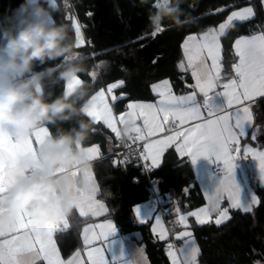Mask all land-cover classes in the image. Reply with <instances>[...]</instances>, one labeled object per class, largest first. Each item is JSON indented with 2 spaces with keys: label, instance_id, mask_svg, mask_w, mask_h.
Masks as SVG:
<instances>
[{
  "label": "snow or ice",
  "instance_id": "6c2138e0",
  "mask_svg": "<svg viewBox=\"0 0 264 264\" xmlns=\"http://www.w3.org/2000/svg\"><path fill=\"white\" fill-rule=\"evenodd\" d=\"M64 4L67 7L68 0ZM162 5L169 6L170 0H154L153 7ZM226 11L227 8L216 10L217 13ZM254 15L252 7L231 11L217 27L200 35H190L185 40V60L178 67L184 72L190 70L195 81L189 86L192 91L187 94L177 96L171 83L163 80L151 87L157 97L154 103H129L126 111L116 115L114 105L124 98L122 94H115V90L123 86V81H119L106 88L101 87L86 98L87 102L80 101L83 115L95 123L102 122L115 134L116 141H120L118 125H122L126 119H132L136 123L137 127L133 129L127 142L118 145L122 147L124 154L120 155L112 150L116 156L114 166L127 165L134 156L136 160L143 162L141 167L144 169L158 168L164 153L173 146L181 157H189L193 162L200 157H214L222 162L223 176L217 187L211 193L204 192L206 204L183 212L179 207L176 208V223L183 230L172 236V240L179 244L168 242L166 245L170 264H199L200 249L191 231L189 217H194L202 225L215 215V223L221 224L230 219V209L249 212L252 205L259 203L255 195L247 203L241 202L233 170L234 161L241 154L245 158L251 156L258 161L261 179L264 181V150L247 144L241 146L242 138L249 137V129H252V140L257 139L258 132L264 131L255 123L256 116L253 113L256 98H264V27L257 34L235 39L233 49L238 59L232 64L234 75L227 82L221 83L222 74H227L223 66L221 38L227 35V29L235 22L248 20ZM68 19L74 23L79 49L87 41L75 18L69 16ZM156 31H160V28ZM100 67L101 65H96L88 73L93 81L97 79V69ZM81 83L79 77L66 83L65 94H70L73 87ZM217 98H222L223 102L217 104ZM141 120L143 127L138 124ZM49 135L47 127H39L28 139L21 140L12 129L0 127V197L6 195L26 174L27 170H22L17 165L18 156L31 153L34 158L38 157L39 147ZM149 137L153 139L148 140ZM141 141L146 142L140 145ZM84 151L89 160L100 155L99 146L87 147ZM66 171L60 170L61 173ZM68 174L73 177L82 174L90 185L87 191L79 192L75 201L74 209L79 216H100L107 212L105 204L96 198L100 189L90 168L76 167ZM225 201L227 206H222ZM3 212L0 209V216ZM134 213L139 217L138 208H134ZM69 227L68 218L51 222L35 220L28 213H22L16 221L15 230L0 231V264H137L136 252L130 259H126L123 254L111 259L107 255V238L115 232V226L111 222L87 225L83 229L85 249H78L67 259L62 258L54 234L64 232ZM152 231L160 240H169V231L163 226L160 217H155ZM97 241L101 246H97ZM140 256L142 258V252Z\"/></svg>",
  "mask_w": 264,
  "mask_h": 264
},
{
  "label": "trees",
  "instance_id": "16d2710c",
  "mask_svg": "<svg viewBox=\"0 0 264 264\" xmlns=\"http://www.w3.org/2000/svg\"><path fill=\"white\" fill-rule=\"evenodd\" d=\"M21 2L0 0V27H12L7 20L11 15L9 10L17 8ZM57 2L61 9L54 15L58 22L70 27L69 35L74 41L75 27L68 17H74L81 25L87 43L77 51L89 66V72L94 66L101 65L95 81L89 77V72L80 75L82 81L90 86L88 97L101 87L123 81V86L115 90L116 95L122 94L124 97L115 103L116 112L123 111L129 100H153L155 94L151 87L163 79H169L178 92L186 89L192 78L178 67L185 58L184 41L190 35L217 27L232 10L252 6L255 15L251 19L235 22L227 30V35L221 38L226 70L229 71L235 61V39L259 32L264 27V0H182L181 8L185 15L191 17L192 23L179 27L175 20L164 19L160 31L153 29L149 21L150 13L157 9L153 7L154 0H70L71 4L67 7L63 0ZM167 8H159L161 14H166ZM218 8H227L228 11L217 13ZM43 93L46 100H54L65 93V82L57 83L55 77L46 80ZM78 106H81L80 102ZM253 113L255 123L264 129V98L256 99ZM83 119L90 118L83 114L73 115L68 121L57 119L55 125L46 127L51 135H59L60 132L78 128V121ZM93 129L83 147L100 148L99 158L91 165L100 189L98 197L106 203L108 212L99 218H112L122 234H130L143 245L150 264H170L166 241L160 240L152 232L150 224L135 220L134 207L147 201L152 181L182 211L202 205L204 197L192 163L179 158L174 148H170L165 152L161 166L147 172L134 162L114 166L116 157L112 155V150L120 148L114 133L101 122L95 123ZM251 131L242 142H253L264 147V131L257 133L256 140L250 138ZM252 182L259 203L251 211L231 209L230 219L221 224L211 220L201 225L195 219H190L189 224L200 248L199 264H264V186L258 180ZM109 191L110 197L106 195ZM92 219L79 216L74 209L69 218V229L55 233L56 244L63 258L82 247V228Z\"/></svg>",
  "mask_w": 264,
  "mask_h": 264
},
{
  "label": "clouds",
  "instance_id": "9594fccd",
  "mask_svg": "<svg viewBox=\"0 0 264 264\" xmlns=\"http://www.w3.org/2000/svg\"><path fill=\"white\" fill-rule=\"evenodd\" d=\"M181 3L182 0L170 2L166 14H161L159 8L150 13L153 29L157 30L164 19L175 20L179 27L192 23ZM60 9L57 0L54 6L43 0H22L17 8L9 10L7 20L12 27H0V127L12 129L18 138L29 137L39 127L55 125L57 119L68 121L73 115L80 116L83 113L79 102H87L89 96L90 86L81 80L70 94L63 93L51 101L44 97L46 80L55 77L57 83H68L89 72L77 51L76 40L69 35L70 27L58 22L54 15ZM55 61L59 63L49 64ZM94 124L91 119H83L78 121V128L49 135L39 147L40 152L51 153L47 160L20 159L22 169L34 171L20 178L10 195L0 197V207L8 209L0 217V231L13 229L24 212L41 220L58 221L72 216L79 192L87 191L90 185L83 175L73 177L68 172L76 167H91L83 145L94 131ZM121 129L119 142L124 143L129 133L127 126ZM61 168L67 171L60 174ZM38 174L43 178H37ZM106 195L110 197V191Z\"/></svg>",
  "mask_w": 264,
  "mask_h": 264
},
{
  "label": "crops",
  "instance_id": "0c3cea01",
  "mask_svg": "<svg viewBox=\"0 0 264 264\" xmlns=\"http://www.w3.org/2000/svg\"><path fill=\"white\" fill-rule=\"evenodd\" d=\"M43 1H46V0H43ZM247 7H252V6H243V7H240V8H237V9H234L232 11H239L241 9H244V8H247ZM253 9V7H252ZM254 11V9H253ZM230 14V13H229ZM254 17V16H253ZM253 17H250L249 19L253 18ZM81 26V25H80ZM229 29V28H228ZM227 29V30H228ZM208 31V30H207ZM81 32H82V36L84 38V35H83V31H82V28H81ZM206 32V31H205ZM203 33V32H202ZM200 33V34H202ZM259 32H255L253 34H257ZM200 34H193V35H200ZM252 35V34H250ZM243 36H249V35H243ZM189 37V36H188ZM187 37V38H188ZM241 37V36H240ZM186 38V39H187ZM239 38V37H238ZM185 42V41H184ZM222 44V43H221ZM184 45V44H183ZM3 56V53L0 52V57ZM234 56H235V53H234ZM222 58H223V46H222ZM237 57L235 56V61L233 63H235L237 61ZM185 60V58H184ZM209 64H210V61H209ZM227 74H222V80H221V83H225L227 82L228 78L232 75H234V72L232 71V65L230 66L229 68V71L227 70ZM188 73L190 74L191 76V71L189 70ZM192 78V76H191ZM81 79V78H80ZM82 80V79H81ZM163 80H168L170 82L169 79H163ZM163 80H160L156 83H159ZM74 81L71 80L69 82H72ZM155 83V84H156ZM171 83V82H170ZM195 81L191 80V83L188 84L187 88L184 89L183 91H176L173 86H172V90L173 92L179 96V95H184V94H187L188 92L192 91V89L189 87L190 85L194 84ZM172 85V83H171ZM79 85H76L73 87L72 92L75 91V89L78 87ZM107 87V86H106ZM104 87V88H106ZM65 91H66V83H65ZM98 91V90H97ZM259 98V97H258ZM198 99H202L201 97H198ZM257 99V98H256ZM157 100V97L155 95V98L153 100H129L127 102V104L129 103H136V102H142V103H154L155 101ZM223 102V99L222 98H217V101L216 103L217 104H220ZM126 111V108L121 111V112H116L115 109H114V113L116 115H119L120 113ZM102 123V122H101ZM139 126L143 127V121H139L138 122ZM122 125H125L127 126V129L128 131H133V129L135 127H137L136 123L132 120V119H126ZM122 125H118V127L120 128L119 129V134L121 135L123 133L121 127ZM46 127V126H45ZM145 131H147L145 129ZM250 131V129L248 130ZM34 133V132H33ZM32 133V134H33ZM50 133V131H49ZM31 134V135H32ZM30 135V136H31ZM51 135V134H50ZM115 135V134H114ZM29 136V137H30ZM29 137H26V138H19L21 140H26L28 139ZM47 138V137H46ZM45 138V139H46ZM44 139V141H45ZM149 140L153 139V137H149L148 138ZM243 140V138H242ZM44 143V142H43ZM42 143V145H43ZM245 144H247L249 147H254L258 150H264V147H259L257 146L255 143L253 142H245L243 143L241 141V146L243 147ZM86 148V147H85ZM171 148H174L175 150V146L171 147ZM170 149V148H169ZM176 154L178 155L179 158H182V159H187L189 160L192 165H193V168H194V173H195V176H196V179L199 183V186H200V189L202 191V194H203V197H204V203L196 208H194L193 210L199 208V207H202L206 204V200H205V194L204 192H209L211 193L212 191H214V189L217 187L220 179L222 178L223 174L222 175H218L214 172L213 168L216 166V165H220L221 168H223L222 166V162L220 161H217L214 157H200L198 158L195 162H193L191 160V158L189 157H181L177 151L175 150ZM40 155L38 157H33L31 153H22L18 156L17 158V165L20 169H22L19 165H20V159L22 157H31L33 159H41V160H47L50 158L51 156V153H42L40 152ZM165 154V153H164ZM164 157V155H163ZM163 157L161 159V163H160V166L163 162ZM99 156H97L96 158L90 160V164L98 159ZM234 164H235V167H234V170H233V176H234V180H235V183L237 184V186L239 187L240 189V195H241V202L242 203H247L251 197L253 195H255L257 197V199L259 200V196L253 186V182L252 180H258L261 185L264 186V181H262L261 179V173H260V170H259V167H258V161H256L255 159H253L251 156H248V157H244L243 154H241L240 157H238L235 161H234ZM30 169V168H29ZM29 169H22V170H27L26 171V175H28V171ZM92 169V165L90 167V170ZM92 172H93V169H92ZM60 174H63V173H60ZM82 175V174H81ZM23 176V177H24ZM93 176H94V172H93ZM21 177V178H23ZM95 178V176H94ZM95 183L97 184L96 182V179H95ZM15 186V185H14ZM14 186L11 188V190L9 192L12 191V189L14 188ZM98 200H101L99 197H98V194H97V197H96ZM105 204V203H104ZM257 204H254L252 205V208L254 206H256ZM106 208H107V212H108V207L107 205L105 204ZM222 206H227V201L224 202V204ZM178 207V206H177ZM172 208V209H169L167 211V214L169 215V219L177 226V231H181L183 230L181 226H179L177 223H176V219H177V215H176V208ZM134 208H138L139 210V217L137 216V214H135V220L138 222V223H148L150 224V227H151V230L153 229V227L155 226V217H159L161 216L160 218L162 219V222H163V226L167 229V225H166V222L164 220V218L162 217V215L160 213H158L156 211V209H154L153 207H150L148 205H146L145 203L143 204H138L136 205ZM0 209H3L4 212H3V215L5 212L8 211L7 208H0ZM231 210V209H230ZM78 212V211H77ZM107 212H105L103 215H105ZM183 212V211H182ZM25 213V212H24ZM27 213V212H26ZM2 215V216H3ZM30 215V214H29ZM103 215H100V216H89L91 218H94L92 220H89L88 222H86L82 228V233H81V238H82V247L79 249V250H84L85 249V245H84V242H83V229L89 225V224H107L108 222H111L112 224H114L115 226V232L110 235L108 238H107V241H106V244H107V247H108V251H107V255L109 256V258L111 259V257L113 256H117L119 257L121 254L124 255V257L126 259H130L132 257V254L134 252L137 253L136 255V261H137V264H150V260L148 258V255L144 249V246L141 245L133 236H131L130 234H122L118 228V226L116 225L115 221L112 219V218H99ZM229 215H230V211H229ZM0 216V217H2ZM31 216V215H30ZM32 217V216H31ZM33 218V217H32ZM97 218V219H96ZM193 218L195 219L194 217H189V223H190V219ZM18 219V218H17ZM35 219V218H33ZM216 219V216L213 215L212 219L211 220H214L215 221ZM37 220V219H35ZM210 220V221H211ZM44 221H51V222H54L55 220H44ZM142 221H148V222H142ZM16 225V224H15ZM11 230H15V227ZM168 230V229H167ZM192 231V229H191ZM153 232V231H152ZM157 235V234H155ZM54 239H55V234H54ZM196 240V238H195ZM197 242V241H196ZM97 246H101L100 242L97 241ZM179 244V242H178ZM197 245H198V242H197ZM58 247V246H57ZM199 247V245H198ZM200 249V248H199ZM142 252V258L140 256V253ZM62 257V256H61ZM63 258V257H62ZM68 258V257H67ZM67 258H64V259H67Z\"/></svg>",
  "mask_w": 264,
  "mask_h": 264
},
{
  "label": "built area",
  "instance_id": "2783aa9c",
  "mask_svg": "<svg viewBox=\"0 0 264 264\" xmlns=\"http://www.w3.org/2000/svg\"><path fill=\"white\" fill-rule=\"evenodd\" d=\"M71 4L70 0H68V5ZM129 135L133 134V131H128ZM123 135V133L120 135V137ZM149 140V139H148ZM146 141H141L139 142L140 145H142L143 143H145ZM118 143L120 144V142L118 141ZM116 152L120 153V155L124 154V150L122 149V147L118 148L117 150H115ZM113 155V153H112ZM114 156V155H113ZM116 157V156H114ZM131 162H134L137 166L141 167V164L143 163L142 161H138L135 159V157L133 156L131 159ZM63 169V168H61ZM60 169V170H61ZM141 169H143L145 172L150 171L144 169L143 167H141ZM214 172L218 175H222L223 174V168L220 167V165H216L213 168ZM34 170L29 169L28 174H31ZM61 173V172H60ZM37 178H43V174H38ZM11 192H8L7 194L10 195ZM146 205L153 207L154 209H156V211L158 213H160L162 215V217L164 218L166 225H167V229L169 231V240L166 241V245L168 242H173V243H177L176 241L172 240V236L174 235V233H176L177 231V226L169 219V216L167 214V211L169 209H172L174 207H176V203L174 200L170 199L169 197L163 195L157 184L155 182H151V186L149 188V194H148V198L147 201L145 202ZM0 208H6V207H0Z\"/></svg>",
  "mask_w": 264,
  "mask_h": 264
},
{
  "label": "rangeland",
  "instance_id": "374dc122",
  "mask_svg": "<svg viewBox=\"0 0 264 264\" xmlns=\"http://www.w3.org/2000/svg\"><path fill=\"white\" fill-rule=\"evenodd\" d=\"M50 5H54L55 4V0H51V2H50V0H46ZM35 2V0H33V3ZM165 6L164 5H162V6H160L159 8L161 9V8H164ZM77 22V21H76ZM82 33V32H81ZM91 171H92V169H91ZM93 173V172H92ZM103 203H105L103 200H101ZM106 204V203H105ZM159 217H161V216H159ZM37 220H41V219H37Z\"/></svg>",
  "mask_w": 264,
  "mask_h": 264
}]
</instances>
